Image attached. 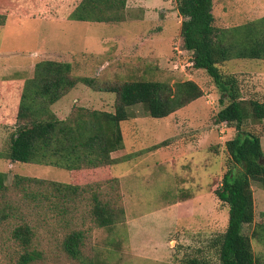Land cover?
Wrapping results in <instances>:
<instances>
[{"label": "rangeland", "instance_id": "374dc122", "mask_svg": "<svg viewBox=\"0 0 264 264\" xmlns=\"http://www.w3.org/2000/svg\"><path fill=\"white\" fill-rule=\"evenodd\" d=\"M213 1L216 23L222 27L264 16V0ZM139 14L133 10L118 23L9 16L0 26V81L32 77L37 62L53 59L70 62L73 75L100 83L153 80L173 85L192 79L203 89L200 98L163 118L152 117L141 104L128 107L129 119L121 122L123 148L112 153L122 159L112 174L121 181L125 223L97 227L88 212L87 191L56 207L11 195L37 232L43 254L33 264H181L196 256L218 264L210 240L226 229L229 208L213 191L227 170L226 141L237 129L217 120L223 108L220 92L182 46L176 0L166 13L157 10L146 20H138ZM221 69L237 75L245 97L264 100V60L234 59ZM115 105V93L78 83L52 110L65 119L76 107L114 112ZM250 126L261 134L264 149V120ZM15 129L13 118L0 121V151L7 150ZM0 171L8 185L17 174L72 181L65 169L7 158H0ZM252 188L258 220L264 213V189L259 182H252ZM13 223H0V264H13ZM73 228L86 232L79 259L63 248ZM251 229L247 226L245 232ZM252 244L264 264V242L252 239Z\"/></svg>", "mask_w": 264, "mask_h": 264}, {"label": "trees", "instance_id": "16d2710c", "mask_svg": "<svg viewBox=\"0 0 264 264\" xmlns=\"http://www.w3.org/2000/svg\"><path fill=\"white\" fill-rule=\"evenodd\" d=\"M176 2L182 46L192 54L193 66L204 69L220 92L223 108L217 120L237 129L226 141L227 170L213 191L219 203L229 208L228 224L210 240V247L218 264H260L252 239L264 242V213L256 219L252 182L264 189V149L261 134L250 124L264 120V100L245 97L237 75L221 66L234 59L264 60V16L222 27L216 23L213 0ZM126 6L127 0H0V26L9 16L118 23L126 19ZM78 83L115 93L114 112L80 106L67 118H59L52 106ZM202 95L203 89L192 79L173 85L153 80L100 83L73 75L70 62L53 59L37 62L32 77L0 81V121L13 118L16 124L0 158L62 168L72 177L66 183L17 174L8 185L0 171V223L15 221L9 228V240L17 247L13 264H33L43 253L37 232L12 194L56 207L59 201L71 203L87 191L91 193L88 212L97 227L125 223L121 181L112 174V167L122 159L112 153L123 148L121 122L129 119L128 107L141 104L152 117L163 118ZM247 226L252 227L250 233L245 232ZM85 238L84 230L73 228L63 248L79 259ZM181 264H211V259L196 256Z\"/></svg>", "mask_w": 264, "mask_h": 264}, {"label": "crops", "instance_id": "0c3cea01", "mask_svg": "<svg viewBox=\"0 0 264 264\" xmlns=\"http://www.w3.org/2000/svg\"><path fill=\"white\" fill-rule=\"evenodd\" d=\"M172 1L173 0H157V3L153 4L150 2V0H127L126 16H129V13L134 10L140 13L139 14L140 16L137 17L138 20H146L157 10H161L164 13H166L169 10V6L171 5ZM12 17H16V16H12ZM22 18H29V17H22ZM39 19H47V18H39ZM84 22H89V21H84Z\"/></svg>", "mask_w": 264, "mask_h": 264}]
</instances>
